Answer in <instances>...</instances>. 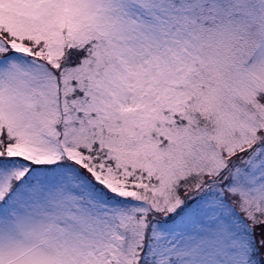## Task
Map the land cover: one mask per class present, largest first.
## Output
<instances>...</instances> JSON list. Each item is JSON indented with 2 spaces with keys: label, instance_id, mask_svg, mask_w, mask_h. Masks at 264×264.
I'll use <instances>...</instances> for the list:
<instances>
[{
  "label": "snow or ice",
  "instance_id": "1",
  "mask_svg": "<svg viewBox=\"0 0 264 264\" xmlns=\"http://www.w3.org/2000/svg\"><path fill=\"white\" fill-rule=\"evenodd\" d=\"M0 264H264V0H0Z\"/></svg>",
  "mask_w": 264,
  "mask_h": 264
}]
</instances>
